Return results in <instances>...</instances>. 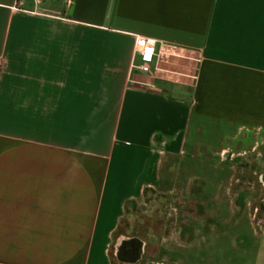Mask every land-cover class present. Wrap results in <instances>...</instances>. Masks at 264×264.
<instances>
[{"label":"crops","instance_id":"1","mask_svg":"<svg viewBox=\"0 0 264 264\" xmlns=\"http://www.w3.org/2000/svg\"><path fill=\"white\" fill-rule=\"evenodd\" d=\"M261 147L264 0H0V264H206L239 204L173 203L157 238L119 232L128 206L167 159Z\"/></svg>","mask_w":264,"mask_h":264},{"label":"rangeland","instance_id":"2","mask_svg":"<svg viewBox=\"0 0 264 264\" xmlns=\"http://www.w3.org/2000/svg\"><path fill=\"white\" fill-rule=\"evenodd\" d=\"M176 166L177 162L167 159L162 190L149 191L143 200L130 204L119 232L146 238L172 234L173 203L239 204V210L229 212V227L215 224L214 230L224 231L228 239L213 238L196 243L195 248L204 250L206 264H264V147L251 154L226 156L220 162L180 164L178 185L198 188L193 195L167 193L173 183L169 169ZM238 218L244 220L243 226H237ZM164 245L170 250L175 243L169 238Z\"/></svg>","mask_w":264,"mask_h":264},{"label":"built area","instance_id":"3","mask_svg":"<svg viewBox=\"0 0 264 264\" xmlns=\"http://www.w3.org/2000/svg\"><path fill=\"white\" fill-rule=\"evenodd\" d=\"M135 53L140 54L143 60V63L138 67L144 72H151V62L154 61L156 54V41L152 39H138L135 44ZM136 66L134 64V67Z\"/></svg>","mask_w":264,"mask_h":264}]
</instances>
